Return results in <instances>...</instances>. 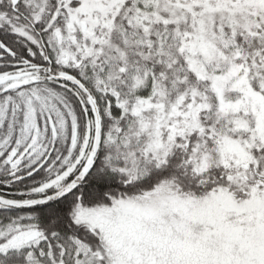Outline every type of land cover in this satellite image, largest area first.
<instances>
[{
	"label": "snow or ice",
	"instance_id": "obj_1",
	"mask_svg": "<svg viewBox=\"0 0 264 264\" xmlns=\"http://www.w3.org/2000/svg\"><path fill=\"white\" fill-rule=\"evenodd\" d=\"M0 264H264V0H0Z\"/></svg>",
	"mask_w": 264,
	"mask_h": 264
}]
</instances>
